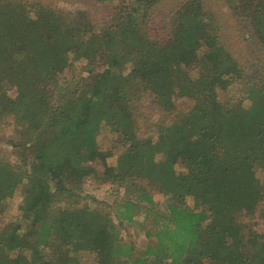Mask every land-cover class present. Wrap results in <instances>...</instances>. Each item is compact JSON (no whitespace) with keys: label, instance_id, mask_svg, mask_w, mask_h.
<instances>
[{"label":"trees","instance_id":"1","mask_svg":"<svg viewBox=\"0 0 264 264\" xmlns=\"http://www.w3.org/2000/svg\"><path fill=\"white\" fill-rule=\"evenodd\" d=\"M157 1L120 6L118 23L101 35L90 26L86 35L53 7L0 1V121L12 116L20 133L15 162L0 160V264H80V254L102 247L116 264H264V77L244 80L202 0L169 15L166 41L149 38L138 13L146 17ZM221 1L264 47V0ZM105 46L115 53L99 61L101 76L73 93L72 80L52 89ZM145 92L164 110L181 99L191 109L160 125L157 137H140L129 98ZM105 144L124 149L110 157L111 176L88 164ZM90 178L109 183L111 198L123 189L136 195L112 206L78 193ZM20 185L19 215L3 225ZM155 194L166 199L164 213ZM57 201L66 203L52 215ZM139 208L147 247L135 254L121 227ZM239 211L246 219L233 221Z\"/></svg>","mask_w":264,"mask_h":264},{"label":"rangeland","instance_id":"2","mask_svg":"<svg viewBox=\"0 0 264 264\" xmlns=\"http://www.w3.org/2000/svg\"><path fill=\"white\" fill-rule=\"evenodd\" d=\"M2 1V0H0ZM31 4H41L53 7L58 12L69 14L76 22L84 24V33L87 35V27H92L91 32L96 35H101L102 31H106L118 22V8L127 4V6H136L137 0H21ZM135 1V2H134ZM187 0H158L154 8L148 10L147 16L145 13L140 17L138 13V23L144 34L149 38L155 39L159 42H164L170 37V20L169 15L175 11ZM203 8L210 12L213 17V25L217 27L219 40L227 50L232 54L234 59L239 63L244 72V80L249 81L255 79L260 81L264 77V47L261 46L255 35L247 30L244 24H241L236 18H233L231 9H229L221 0H202ZM132 8V7H131ZM103 47L98 51V58L94 61L87 60L75 61L74 64L56 81L52 89L63 83L64 80H72L76 86L72 92H76L78 88L82 87L83 82H87L92 75L94 78L102 75L104 66L99 61L111 58L115 50ZM76 63V64H75ZM99 63V64H98ZM131 66H127L126 74L130 72ZM116 76H120L119 73ZM239 86H236L232 93H237ZM14 96L15 93L11 92ZM223 97V96H222ZM226 99V96L224 95ZM131 112L137 115L140 130L138 135L140 137H157L158 127L170 120H173L175 115L191 109V104L185 99L177 100L170 109H162L157 103L155 96L150 92H145L142 95L133 93L130 98ZM6 119L0 121V160L1 162L14 163L16 160L15 152L12 142L20 139L19 129L14 122L12 116L5 117ZM58 129L55 130V132ZM103 152H98L95 158H91L89 165L92 166L99 174V176H111V156L119 155L124 151L123 148L116 147L112 151L106 144L103 146ZM109 150V151H108ZM160 158V156H159ZM259 173V171H257ZM259 177L264 176L262 173ZM111 185L105 181L95 179H82L77 185L76 191L82 195L94 196L100 201H105L112 206L120 199L132 198L136 195L134 190L128 194L126 189L121 190L118 195L110 197ZM19 196L15 199H10L7 202L6 214L2 216L3 225H6L11 219H16L19 215V205L22 202V193L24 187L19 186ZM128 194V195H127ZM127 195V197H126ZM155 201L157 202L156 209L160 212H165L166 199L161 194H155ZM61 196L59 199H62ZM98 199V200H99ZM66 203V201L64 202ZM63 203V204H64ZM86 203L91 204L90 200ZM63 204L58 201L51 207V214L56 215L59 206ZM193 206V202H190ZM115 214H113L114 216ZM233 221L241 222L245 220L242 212H233L230 215ZM145 214L141 208L136 211L135 222L126 224L121 227V235L126 241L134 243L136 253L144 250L147 247V240L144 237L143 222ZM235 219V220H234ZM257 228L261 229L262 221L257 219ZM80 264H100L106 261L109 264H116V259L111 255L110 248L102 247L98 252H87L80 254Z\"/></svg>","mask_w":264,"mask_h":264}]
</instances>
